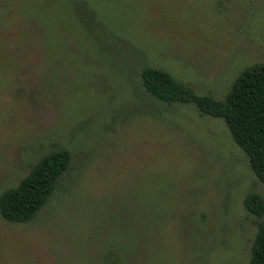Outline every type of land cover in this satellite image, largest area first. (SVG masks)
Wrapping results in <instances>:
<instances>
[{"label": "rangeland", "instance_id": "374dc122", "mask_svg": "<svg viewBox=\"0 0 264 264\" xmlns=\"http://www.w3.org/2000/svg\"><path fill=\"white\" fill-rule=\"evenodd\" d=\"M262 63L264 0H0V195L71 154L33 219L0 215V264H249L264 185L222 119L148 99L140 70L223 99Z\"/></svg>", "mask_w": 264, "mask_h": 264}, {"label": "trees", "instance_id": "16d2710c", "mask_svg": "<svg viewBox=\"0 0 264 264\" xmlns=\"http://www.w3.org/2000/svg\"><path fill=\"white\" fill-rule=\"evenodd\" d=\"M85 24V23H84ZM142 92L167 105H193L200 115L222 119L235 144L249 160L264 185V63L245 68L223 99L197 94L169 72L151 66L140 70ZM71 154L60 149L44 155L19 184L0 195V215L9 222L25 223L35 217L69 169ZM245 209L260 221L251 246L249 264H264V196L251 193Z\"/></svg>", "mask_w": 264, "mask_h": 264}]
</instances>
